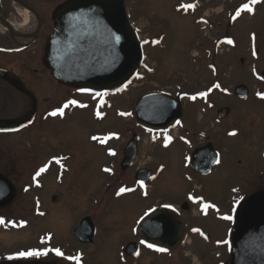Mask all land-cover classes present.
Instances as JSON below:
<instances>
[{
    "label": "rangeland",
    "instance_id": "374dc122",
    "mask_svg": "<svg viewBox=\"0 0 264 264\" xmlns=\"http://www.w3.org/2000/svg\"><path fill=\"white\" fill-rule=\"evenodd\" d=\"M67 1L44 0L43 8L54 11ZM186 1L193 9L199 8L188 11ZM242 1L125 0L132 30L147 43L144 64L127 80L125 91L112 98L89 99L55 78L50 84L44 73L42 84L39 80L35 86L43 113L58 108L71 92L77 104L62 116L39 119L22 136V147H13V179L20 193L16 206L23 210L19 209L17 217L27 219L28 225L0 232V244L31 246L40 236L47 240L45 232H51L53 243L78 250L73 230L89 216L97 233L83 248L85 264H235L232 238L239 220L229 224L212 214L201 218L189 196L229 212L235 196L243 206L248 199L264 195V83L260 80L264 72V1L252 16L236 17L237 22L229 24L228 14ZM200 17H206L209 24L200 23ZM227 36L236 45L223 40ZM26 75L35 84L30 72ZM239 84L249 88L247 98L234 95ZM153 90L186 95L180 127L170 135L175 142L167 148L164 140L135 118L136 100ZM193 96L205 99L194 100ZM223 107L230 112L220 119L217 112ZM114 132L120 136L104 147L102 137L109 138ZM233 132L236 135L230 134ZM134 133L140 136L137 158L132 167L123 170L124 148ZM182 137L193 146H185ZM208 143L219 151L220 163L202 176L190 168L188 156L197 145ZM109 148L116 149L112 157ZM53 158L59 159L57 175L63 177L58 180L54 168L43 179L41 189L22 194L20 189L31 182L35 168ZM140 169L152 171L151 180L141 187L135 181ZM121 188L131 191L121 193ZM36 200L43 208L40 217L32 214ZM189 202V210L181 212L182 221L201 226L209 232L208 238L187 228V244L175 247L173 257L158 255L145 246L140 247L138 257L124 253L128 243L139 240L132 230L151 208L172 203L181 209Z\"/></svg>",
    "mask_w": 264,
    "mask_h": 264
},
{
    "label": "water",
    "instance_id": "95a60500",
    "mask_svg": "<svg viewBox=\"0 0 264 264\" xmlns=\"http://www.w3.org/2000/svg\"><path fill=\"white\" fill-rule=\"evenodd\" d=\"M125 0H73L57 12L58 33L48 50L49 65L57 77L66 82L90 87L107 88L128 79L143 59L141 44L131 31ZM264 78V74H263ZM235 94L246 97L249 90L239 85ZM180 95L149 92L137 99L136 118L148 129H165L183 115ZM35 113L29 117V124ZM229 113L228 108L219 111L220 117ZM138 136L134 135L125 148L122 168L130 167L137 155ZM212 144L197 147L191 158V166L207 174L217 161ZM150 171L136 173L138 181H147ZM13 195L16 191L12 190ZM187 209L186 204L183 205ZM141 236L148 241L174 248L182 233L181 222L170 211H156L140 226ZM82 242H89L94 235L91 218L82 219L74 230ZM237 264H264V195L249 199L243 207L242 218L234 237ZM125 252H137L135 242L127 245Z\"/></svg>",
    "mask_w": 264,
    "mask_h": 264
},
{
    "label": "flooded vegetation",
    "instance_id": "af4514ba",
    "mask_svg": "<svg viewBox=\"0 0 264 264\" xmlns=\"http://www.w3.org/2000/svg\"><path fill=\"white\" fill-rule=\"evenodd\" d=\"M43 1L0 0V221H3L0 223V232L8 233L12 228L18 227L27 220L17 217L20 214L19 209L21 212L23 210L22 208L18 209L16 206L20 193L13 179L12 149L14 146L21 148L22 136L26 135L27 131L34 127L39 119L49 115V110L44 113L41 111L42 98L39 97L35 89L37 81L40 80L39 82L42 84L43 75L46 73L50 84L53 85V78L61 82L50 69L48 61H46L47 49L53 41L57 29L56 12L60 6L54 11L49 9L45 11ZM263 1L258 0L256 4H252L251 0L242 1L232 10L233 13L230 14V17H233L234 12L240 13L242 16L249 13L241 4L247 3L250 8L253 6L256 8ZM22 10L30 12L36 22L32 33L20 34L14 31L12 27L13 23H18L22 20ZM27 72H30L32 80L36 79L35 84L29 83ZM34 100L35 115L33 122L29 126H21L32 115ZM39 168H41L40 165L35 168V173L39 174ZM43 179L45 177H41V175L36 176V181L30 182V185L26 183L22 186L20 189L21 193L24 194L31 190L41 189L44 183ZM12 190L16 191L15 196ZM40 202V200L34 202L32 210L34 216L43 214ZM14 212H18L17 215H14ZM197 226L193 224L191 227L195 228ZM188 227H190L189 223H187ZM186 230L183 235V243L180 246L187 244ZM11 244H0V264H60V262L76 264L75 252L77 249L70 248L65 243H44L43 240L40 242L38 240V243L31 246H24L23 243ZM85 245H89V243L78 241V246L81 249ZM72 246L74 247L73 244ZM45 249H48L47 256H19L21 252L43 251ZM55 249H59L63 255H56ZM81 249L78 250L86 254L85 250ZM174 252L171 250L169 252L163 251L162 253L169 256ZM83 256L82 254L79 258ZM69 257H72V259H69ZM81 261L83 263L84 258Z\"/></svg>",
    "mask_w": 264,
    "mask_h": 264
},
{
    "label": "snow or ice",
    "instance_id": "6c2138e0",
    "mask_svg": "<svg viewBox=\"0 0 264 264\" xmlns=\"http://www.w3.org/2000/svg\"><path fill=\"white\" fill-rule=\"evenodd\" d=\"M251 3L252 4H256L258 3V0H251ZM184 7H187V8H191V7H194L193 5H185ZM244 8L247 9L248 11H251L252 9L249 7L248 4H245L244 5ZM228 43L231 44L233 43L232 40H228ZM216 87H219V85L217 84ZM81 91H89L88 89H81ZM106 93H96V95L100 96V95H105ZM203 95H207V93H203ZM193 99H195V97H192ZM71 104L75 105L77 104V101L76 100H73L70 102ZM65 107H67V105H65ZM80 107H86V105H80ZM59 113L60 115H63L64 114V111L63 109H60L59 110ZM57 113L56 112H53L52 115H56ZM97 115H99V113H97ZM231 135H236L235 132L233 133H230ZM94 140H98L99 138L98 137H93ZM169 139H171V137H169ZM112 155H115L116 153L114 151L111 152ZM217 163H219V160L216 161ZM45 169H41V172H43ZM105 171H111L110 169H105ZM126 191H131V189H127V188H121L120 189V192L123 193V192H126ZM165 207H170L169 205H165ZM205 209H207L209 207V205L205 204L204 205ZM225 219L227 220H232L233 217L231 216H226L224 217ZM3 221H0V223H2ZM143 243V241H142ZM149 248H152L154 247V245L152 244H149L148 245ZM158 251H166V249H163V248H160V249H157ZM55 253L56 255L58 256H62L63 253L60 252L59 249H55ZM48 255V249H45L43 251L41 250H31V251H27V252H21L19 253V256L20 257H41V256H47ZM69 259H72V257H69Z\"/></svg>",
    "mask_w": 264,
    "mask_h": 264
},
{
    "label": "bare ground",
    "instance_id": "6f19581e",
    "mask_svg": "<svg viewBox=\"0 0 264 264\" xmlns=\"http://www.w3.org/2000/svg\"><path fill=\"white\" fill-rule=\"evenodd\" d=\"M21 17L22 20L20 22L12 24L14 31L20 34L32 33L35 29L36 22L30 12L27 10H22Z\"/></svg>",
    "mask_w": 264,
    "mask_h": 264
}]
</instances>
